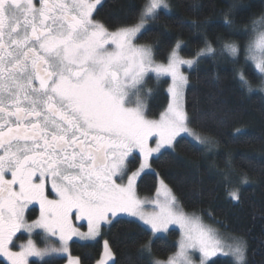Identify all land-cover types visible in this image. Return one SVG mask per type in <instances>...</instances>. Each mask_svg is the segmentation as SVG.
<instances>
[{"label": "snow or ice", "instance_id": "1", "mask_svg": "<svg viewBox=\"0 0 264 264\" xmlns=\"http://www.w3.org/2000/svg\"><path fill=\"white\" fill-rule=\"evenodd\" d=\"M102 7V0H0V256L10 264H28L30 256L69 253L73 236L96 238L102 226L126 213L152 233L153 239L142 246L149 255L157 233L169 225L180 227L176 255L152 264H195L190 253L196 252L199 264H209L218 253L247 264L246 241L225 250L198 217L181 210L163 178L164 198L154 202L153 211H145L136 195L137 179L151 169L154 153L174 151L178 137L214 143L190 126L194 117L185 107L188 77L182 68L218 51L237 58L241 46L228 39L218 50L205 37L196 58L185 59L180 55L183 41L177 39L167 62L158 63L154 47L137 41L161 9L171 12L168 0H139L116 24L96 18ZM236 7L222 13L228 28L235 23L231 16ZM188 27L202 25L193 21ZM245 51V62L252 61L264 91V13L252 21ZM237 71L240 85L251 92L246 73ZM148 73L171 80L170 101L158 119L149 118ZM153 138L155 147L149 143ZM137 156L139 167L132 170ZM230 195L240 199L237 191ZM34 202L40 215L29 223L25 209ZM74 219L87 221V233L73 226ZM34 229H42L45 240L58 237L59 246L39 248L28 239L13 251L16 234ZM109 261L116 264L105 240L97 264ZM68 264L84 262L69 253Z\"/></svg>", "mask_w": 264, "mask_h": 264}, {"label": "trees", "instance_id": "2", "mask_svg": "<svg viewBox=\"0 0 264 264\" xmlns=\"http://www.w3.org/2000/svg\"><path fill=\"white\" fill-rule=\"evenodd\" d=\"M169 2L171 12L161 9L159 18L151 22L149 31L138 40L154 47L157 61L166 62L177 39L183 41L180 55L184 58H195L204 47L205 37L218 50L225 40H235L241 51L237 58L218 51L215 57H202L197 65L184 69L188 77L185 107L194 117L190 126L198 134L211 136L214 143L207 146L189 137L177 138L180 142L174 151L163 150V155L153 157L151 170L138 179L137 190L153 193L158 177L163 178L184 209L202 213L224 234L246 241L247 264H264V91L260 90L261 78L253 64L250 60L245 62L249 28L264 13V0ZM137 3L139 0H104L96 18L116 24ZM233 4L237 5L231 16L235 23L228 28L222 13ZM193 21L202 27H188ZM240 69L253 86L251 92L240 85L237 71ZM146 79V87L152 90L146 101L149 116L157 117L169 101V79L151 75ZM138 163L137 156L130 164L131 169ZM232 191L239 193V200L232 199ZM38 211L37 207L29 208L27 219H34ZM141 226L134 219L119 217L103 226L99 239L72 241L70 253L84 264H95L105 239L116 264H152L153 257L165 258L175 250L178 231L171 229L167 235L157 236L151 245V255L142 251L153 236ZM40 236L35 233L32 237L37 245L45 246ZM65 259L49 256L42 261L31 260L30 264H62ZM213 260L216 264H235L232 259L220 256L209 264ZM0 264L7 263L0 258Z\"/></svg>", "mask_w": 264, "mask_h": 264}, {"label": "rangeland", "instance_id": "3", "mask_svg": "<svg viewBox=\"0 0 264 264\" xmlns=\"http://www.w3.org/2000/svg\"><path fill=\"white\" fill-rule=\"evenodd\" d=\"M104 0H102V2H103ZM168 3L170 4V2H169V0H168ZM163 10H165V9H163ZM261 18V17H260ZM260 18L258 19V20H256V21H259L260 20ZM250 34L252 33V25L250 26ZM250 39V38H249ZM249 39H248V41H249ZM137 43H139V44H142V45H144L145 43H140V42H138L137 41ZM248 43V42H247ZM148 45V44H147ZM168 58V57H167ZM196 58V57H195ZM185 59H193V58H185ZM157 61V60H156ZM251 61V60H250ZM158 63H166L167 62V60H166V62H159V61H157ZM251 63H252V61H251ZM253 64V63H252ZM254 66V65H253ZM194 67V66H193ZM184 69H191V68H189L188 66H184L183 68H182V71H184V73H185V75L187 76V73L185 72V70ZM149 75H151V76H155L156 77V75H155V73H148L147 74V76H146V78L149 76ZM161 77H166V78H168L169 79V85H170V83H171V80H170V77H167V76H161ZM169 85H168V87H169ZM167 91H168V88H167ZM169 95V94H168ZM169 101H170V96H169ZM169 101H168V103H169ZM167 106H168V104L166 105V107L162 110V112L163 111H165L166 110V108H167ZM162 112H160V114L162 113ZM160 114H159V116H160ZM159 116H157V117H151V116H149V118H151V119H158L159 118ZM182 135H185V134H182ZM201 135V134H200ZM179 138V137H178ZM190 139H192L191 137H189ZM193 140V139H192ZM193 141H195V140H193ZM195 142H197V143H199L198 141H195ZM149 143H150V146H152V147H155V138H153V139H151L150 141H149ZM207 146H209L208 144H206ZM163 150H165V149H161V152L163 151ZM159 153H154L153 154V157H155V156H157ZM139 167V163H138V165L135 167V168H133L132 170H136L137 168ZM151 169H145L144 170V172L143 173H145V172H148V171H150ZM143 173H141V175L143 174ZM140 178V177H139ZM138 178V179H139ZM138 179H137V182H138ZM161 178L160 177H158V179H157V185H156V187H155V190L153 191V193H150V194H148V193H140V192H138V190H137V183H136V195L138 196V198L141 200V201H143L144 202V204L142 205V207L145 209V211H148V212H151V211H153L154 210V208H155V201L159 198L160 200H163V198H164V192H163V190L161 189V186H160V183H159V180H160ZM126 182V181H125ZM166 183V182H165ZM167 184V183H166ZM168 185V184H167ZM168 187L170 188V186L168 185ZM171 189V188H170ZM172 190V189H171ZM172 193L175 195V193L172 191ZM176 196V195H175ZM178 200V199H177ZM179 202V201H178ZM37 207L38 208V213H37V215H36V219H38L39 218V215H40V208H39V204L38 203H32V204H29L28 205V207L25 209V218L27 219V210L29 209V208H31V207ZM179 206H180V208H181V210L183 211V212H185L186 214H188L189 216H196V217H198L202 222H203V224L206 226V227H208V228H210L215 234H216V236L219 238V240L221 241V243L223 244V245H225V250H227V247L229 246V245H234L238 240H242L241 238H238V237H234V236H231V235H228V234H224V232L219 228V227H217L209 218H207L205 215H203L202 213H200V212H196V211H188V210H186V209H184L180 204H179ZM119 217H126V218H130V219H134V220H136V221H138V222H140L141 224L143 223L142 221H139L137 218H135V217H130V216H128L126 213H119V214H117V216L116 217H114L113 218V220H115V219H117V218H119ZM27 221L29 222V223H31L32 221L30 220H28L27 219ZM109 224H105L104 226H108ZM73 226L74 227H76V228H78L79 229V231L81 232V233H87V231H88V225H87V221L86 220H77V219H74L73 220ZM145 227H147V226H145ZM102 228H103V226H102ZM171 229H175V230H177L178 231V235H177V239H176V248H175V250L173 251V252H171V254H168L165 258H156V257H153V261H156V260H160V261H167L168 259H169V257H173V256H175L176 255V253L178 252V250H179V247H178V245H179V240H180V238H181V229H180V227L178 226V225H169L168 226V229H167V231H164V232H161V233H157L156 234V236H158V235H167L168 234V232L171 230ZM24 232V234H26V236H25V238H20L19 239V241H13V243L15 244V247H13L12 248V250L13 251H20V246L21 245H24V244H26L27 243V241H28V239H32L34 242H35V240H34V238L32 237L35 233H40L41 234V236H40V239H41V241L44 243L43 245H45L46 246V244L47 243H49V244H51L52 246H54V247H58L59 246V238L58 237H51V236H48V238H47V240H45V236H46V234L44 233V231L42 230V229H34L33 230V232L31 233V234H29L28 232H26V231H23ZM101 233H102V229H101ZM100 236H101V234L99 235V236H97L96 238H84V237H81V236H73L69 241H68V248L70 249V243L72 242V241H80V242H85V241H92V240H96V239H99L100 238ZM153 236V235H152ZM50 239H52L54 242L52 243L51 241H49ZM104 241H105V239H103V241H102V244H103V249H102V254H101V256L99 257V259L97 260V261H99L100 259H101V257L103 256V253H104ZM244 241V240H243ZM36 243V242H35ZM37 245V244H36ZM45 246H39V245H37V247H39V248H44ZM69 253H70V250H69ZM69 253H65V254H53V255H50V256H52V257H56V256H58V257H65L66 259L64 260V262L62 263V264H68V260H69ZM70 255L72 256V257H76L75 255H72L71 253H70ZM190 255L192 256V259H193V261H195V264H199V259H200V256H199V253L198 252H196V253H190ZM228 257V258H230V259H232L233 261H234V258H232L231 256H225V255H223L222 253H218L217 254V256H215V257ZM215 257H212V258H210V260H212L213 258H215ZM0 258L1 259H3L7 264H10V262L7 260V258L6 257H3V256H0ZM46 258H49V256H45V257H43V258H41V257H36V256H30V257H28L27 259H28V264H30V261L31 260H37V261H42V260H44V259H46ZM97 261L95 262V264H97ZM235 262V261H234ZM111 263V261H109V264Z\"/></svg>", "mask_w": 264, "mask_h": 264}, {"label": "flooded vegetation", "instance_id": "4", "mask_svg": "<svg viewBox=\"0 0 264 264\" xmlns=\"http://www.w3.org/2000/svg\"><path fill=\"white\" fill-rule=\"evenodd\" d=\"M8 178H10V176L8 177ZM34 207V206H33ZM34 220H36V217L34 218V219H32L31 221H34ZM30 221V220H29ZM25 236H26V234H24V232L22 231V233L21 232H18L17 234H16V236L13 238V241H19V239L21 238H25ZM18 237V238H17Z\"/></svg>", "mask_w": 264, "mask_h": 264}]
</instances>
